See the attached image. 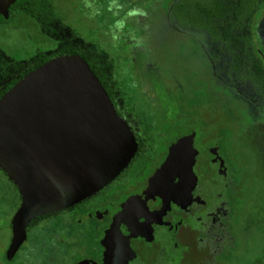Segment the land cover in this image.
Segmentation results:
<instances>
[{
    "label": "flooded vegetation",
    "instance_id": "1",
    "mask_svg": "<svg viewBox=\"0 0 264 264\" xmlns=\"http://www.w3.org/2000/svg\"><path fill=\"white\" fill-rule=\"evenodd\" d=\"M55 1L56 6L34 8L54 35L46 37L45 52L70 48L85 57L129 127L136 150L109 184L71 207L34 218L22 232L12 224L22 204L19 190L0 169V264H219L222 258L236 264L249 253L264 264V171L259 161L251 163L242 143L252 132L264 149V119L248 125L241 117L251 104L228 98L220 103L229 104L236 119L224 115L215 101L210 55L203 64L206 59L193 47L179 45L170 48L184 56L169 61L162 55L158 38L147 37L150 27L138 29L141 18L152 21L151 10L159 11L151 3L116 6L106 36L97 0ZM9 17L8 12L4 18ZM0 52L3 92L34 63ZM255 89L262 99L264 88ZM181 140L190 143L191 167L184 168L180 155L152 185ZM257 151L264 156V150ZM254 209L257 228L242 231L237 223ZM14 233H24L15 247ZM240 233H255L253 246L251 237Z\"/></svg>",
    "mask_w": 264,
    "mask_h": 264
},
{
    "label": "water",
    "instance_id": "2",
    "mask_svg": "<svg viewBox=\"0 0 264 264\" xmlns=\"http://www.w3.org/2000/svg\"><path fill=\"white\" fill-rule=\"evenodd\" d=\"M16 1L0 0V16ZM189 145L172 146L152 185L180 155L184 168L191 167ZM135 150L129 127L83 58L57 57L22 77L0 98V169L22 199L14 231L95 194ZM23 235L14 233V247Z\"/></svg>",
    "mask_w": 264,
    "mask_h": 264
},
{
    "label": "rangeland",
    "instance_id": "3",
    "mask_svg": "<svg viewBox=\"0 0 264 264\" xmlns=\"http://www.w3.org/2000/svg\"><path fill=\"white\" fill-rule=\"evenodd\" d=\"M117 1V4L113 8H110V6L108 5L109 0H97V3L99 4V8L101 10L99 19L103 22L102 31L106 36H108V28H112V24L116 20V17H113V15H117V11L115 10L116 6H126V4L132 0ZM176 1L177 0H135V3L143 8L149 7L150 3L152 5V8L155 6L159 8V11H156L155 9L151 10L152 21H147L141 18V28L138 29L142 31L144 30L146 32L147 27H150V29L147 31V37L158 38V42L161 43L159 44V51H161L162 49V55H164V57L169 61L184 56L179 49L178 51L172 50L170 48L171 45L175 47H178V45L191 48L193 47L194 52L202 55L200 58L201 60L204 61L206 59L205 62H202L203 64H207L208 59L206 56L210 55L213 60V67L215 70V101L217 105L220 102H226L222 100L223 98H228V100H233L234 102L240 101L242 102V104H251L250 106H248L246 116H242L241 119H246L248 125H252L253 121L259 119L261 120L262 118L264 119V116H261V112L264 111V96L261 99L258 96L257 90L252 89L249 84L237 82L233 77H230L229 68L231 66V61L229 54L226 52L223 45L219 42L212 41L205 32L186 30L184 28L178 27L176 23L172 19H170L171 6ZM261 3L263 5V7H260L262 8L261 14H259L257 17L259 20V24L257 23L255 26L256 29L259 28V31L258 33L254 34L256 39L258 40V43L260 44V47L262 48V54L264 55V0ZM65 13L66 11L63 12L64 15ZM154 15H156L155 19ZM155 20L157 21L155 22ZM150 21L152 23H150ZM156 23H158V26L156 25ZM156 26L159 33L156 31ZM49 46L50 43L48 42V40L38 34L36 25L24 16L18 15L8 23H5V25H3V23H1L0 25V48L5 50L8 56L14 58H26L33 52L41 50L40 48H42V51L48 50ZM90 60L92 61V56ZM205 70H207L206 66ZM220 104L222 105V108H224L223 112L225 116L236 119V116L234 114H231V112L229 111L231 110L228 107L229 104ZM251 129L252 131L254 130V128ZM257 133L258 132H256V134ZM242 143L244 144L246 155L249 152L252 155V159L249 158L251 163H253L254 161H259V165L262 166L261 171H264V156H262L261 154H256V150H258L257 152L261 153L263 152L261 150H264L263 147H260V139L256 137L255 133L250 132L247 133V136L244 139H242ZM250 175L251 170L249 169V178ZM256 201L257 196L254 203H256ZM250 214L252 216H250ZM237 224L241 225L242 231L250 227L256 229L259 223L258 220L255 219V209L248 212L247 220L238 222ZM240 234L250 236L252 241L250 246H253V244L255 243V239L253 238L255 236V233ZM222 260L224 261L223 258L221 259V261ZM238 262H236V264H257V255L255 253H249L245 258H242L241 260L239 258Z\"/></svg>",
    "mask_w": 264,
    "mask_h": 264
},
{
    "label": "trees",
    "instance_id": "4",
    "mask_svg": "<svg viewBox=\"0 0 264 264\" xmlns=\"http://www.w3.org/2000/svg\"><path fill=\"white\" fill-rule=\"evenodd\" d=\"M262 1L263 0H177L171 6L170 19H172L178 27L186 30L205 32L212 41L221 43L230 57V77H233L237 82L249 84L252 89L258 88L259 86L263 89L264 55L262 54V48L254 34L259 31V28L256 29L255 26L257 23L259 24L257 17L261 14L262 8L260 7H263ZM58 4L59 3L55 0H17L8 10L10 16L8 20L0 16V25L1 23L11 21L18 15L24 16L36 25L40 36L50 39L54 36L52 33H49L52 31L49 30L48 26L42 24L41 18L37 20V11L34 8L36 5L56 6ZM25 6L27 7L26 10L24 9ZM40 49L41 50L27 56L29 58L27 63L34 64L25 72V75L57 57L79 55V57L81 56V58L85 59V57L78 51H75V49L60 48L57 52H45L42 51V48ZM3 55L4 54H2L1 57ZM90 69L99 80L96 70L94 68ZM18 80L13 81L9 84L8 88L0 92V98L5 92L10 90ZM235 256L241 257L240 254H235ZM219 264L225 263L222 260ZM231 264L234 263L231 262Z\"/></svg>",
    "mask_w": 264,
    "mask_h": 264
}]
</instances>
